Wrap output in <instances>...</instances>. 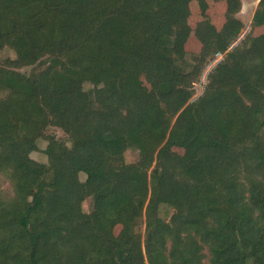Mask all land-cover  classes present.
Segmentation results:
<instances>
[{
	"label": "trees",
	"instance_id": "1",
	"mask_svg": "<svg viewBox=\"0 0 264 264\" xmlns=\"http://www.w3.org/2000/svg\"><path fill=\"white\" fill-rule=\"evenodd\" d=\"M190 1L0 0V264H264V34Z\"/></svg>",
	"mask_w": 264,
	"mask_h": 264
},
{
	"label": "rangeland",
	"instance_id": "2",
	"mask_svg": "<svg viewBox=\"0 0 264 264\" xmlns=\"http://www.w3.org/2000/svg\"><path fill=\"white\" fill-rule=\"evenodd\" d=\"M242 1L243 2H241L242 4L241 11L238 16L244 22V29L241 32L238 39L232 44L230 49L237 46L240 43V41L243 40L248 35L258 36V35L264 34V26L255 28V29L251 27L253 13L255 11L258 1H254V0H242ZM202 2H203L204 7L206 8L207 16L215 24V26L219 28L222 25L223 20H224L223 18L224 10L223 9H224L225 0H202ZM190 9H191V15L188 19V24L192 30V33L187 42V48L191 52H193V51H197L199 48V44L193 35V31H194L196 24L201 20V16L195 4L193 3V0L190 1ZM6 58H14V53L10 50L0 51V63ZM221 59H222L221 54L215 55L214 60L209 62V64L205 67L198 83L194 85V96L192 98V101L196 100L203 93V89L206 84L208 73H210V71L221 61ZM30 70L31 68H24L20 72L28 74ZM47 133L49 135L55 136L58 140H61L62 142H65L68 144L66 135L59 128L49 127L47 130ZM45 145H46V142L42 141L39 144V148L43 150ZM172 154L178 157L182 155V151L179 149L173 148ZM44 157L45 156L41 151H39L38 153L32 154V158L37 162L44 163L43 162L45 159ZM124 158H125L126 163H135L138 160V153L134 150H129L125 152ZM81 179L83 180L84 177L81 176ZM12 196H13V189H12L10 181L7 179L5 175L0 174V197H12ZM91 205H92L91 200L90 199L86 200L83 203V211L90 212ZM161 214L168 216L170 215V211H168L167 209H162ZM142 221H144V219ZM116 231H118V229ZM140 231H141V234H143L144 224L140 225ZM204 254L207 255L206 250H204Z\"/></svg>",
	"mask_w": 264,
	"mask_h": 264
},
{
	"label": "built area",
	"instance_id": "3",
	"mask_svg": "<svg viewBox=\"0 0 264 264\" xmlns=\"http://www.w3.org/2000/svg\"><path fill=\"white\" fill-rule=\"evenodd\" d=\"M218 55V54H217Z\"/></svg>",
	"mask_w": 264,
	"mask_h": 264
},
{
	"label": "crops",
	"instance_id": "4",
	"mask_svg": "<svg viewBox=\"0 0 264 264\" xmlns=\"http://www.w3.org/2000/svg\"><path fill=\"white\" fill-rule=\"evenodd\" d=\"M243 2V1H242Z\"/></svg>",
	"mask_w": 264,
	"mask_h": 264
}]
</instances>
